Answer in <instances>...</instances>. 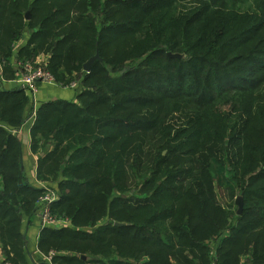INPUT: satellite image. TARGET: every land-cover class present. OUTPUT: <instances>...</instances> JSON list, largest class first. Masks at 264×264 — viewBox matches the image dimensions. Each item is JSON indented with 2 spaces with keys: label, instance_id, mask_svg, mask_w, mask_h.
<instances>
[{
  "label": "trees",
  "instance_id": "trees-1",
  "mask_svg": "<svg viewBox=\"0 0 264 264\" xmlns=\"http://www.w3.org/2000/svg\"><path fill=\"white\" fill-rule=\"evenodd\" d=\"M24 32L18 60L44 54L53 79L82 84L29 130L74 227L41 228V253L68 252L52 264H264V0H0L1 63ZM27 104L0 89V123L17 129ZM43 193L0 127V264H27L22 218Z\"/></svg>",
  "mask_w": 264,
  "mask_h": 264
},
{
  "label": "crops",
  "instance_id": "crops-1",
  "mask_svg": "<svg viewBox=\"0 0 264 264\" xmlns=\"http://www.w3.org/2000/svg\"><path fill=\"white\" fill-rule=\"evenodd\" d=\"M25 43H26V41L20 40V45L17 46L15 50H18V48L25 45ZM20 61L21 60H18L17 53L14 52V55L9 62V67L11 68L12 71H14L12 73L9 72L10 74H12V77L13 76L16 77L18 75L17 66H19ZM45 62H46V60L45 61L43 60V64ZM2 71H1V67H0V76L3 73ZM16 88L17 87H13V85L11 83L7 84L4 80H1V78H0V89L12 90V89H16ZM59 94H60V91L55 90V88L53 90V88L51 86H46V85L41 86L40 85V86H38L36 97L38 96L37 100L38 101L40 100L39 102H52L55 99L56 100L66 99V101H67L68 99H72L74 97V92L72 95H70L71 97H69V98H66V97L59 98V97H57ZM54 95H56V97H53ZM36 109H37V107H36ZM22 124H21V126H22L21 130L19 133L20 136H18V137L16 136L20 142L22 170H23L25 179L27 180V183L32 188L39 189L42 187V183L40 180H38L37 174H36L37 173L38 156L35 153H32L30 150L29 130H30V127L33 125V122H31L28 119V120L23 121ZM38 226H39V221H38L36 214H35V216L33 215V216H29V217L23 216L20 231L23 234V238L25 241L26 261H27V264H41V263L42 264H45V263L50 264L44 260V258L42 257L43 254L40 252V250H38V238H39V233H40V229L38 228ZM63 226L66 227L65 225H63ZM69 227H72V226L69 224ZM48 228L57 229V228H62V226H60V227H48ZM82 257H84V259H85V256H82ZM0 261H1V258H0Z\"/></svg>",
  "mask_w": 264,
  "mask_h": 264
},
{
  "label": "rangeland",
  "instance_id": "rangeland-1",
  "mask_svg": "<svg viewBox=\"0 0 264 264\" xmlns=\"http://www.w3.org/2000/svg\"><path fill=\"white\" fill-rule=\"evenodd\" d=\"M30 13V11H27ZM26 14V12H25ZM24 14V16H25ZM30 19V18H29ZM24 20H28V19H25L24 17ZM26 32L23 33L22 37H21V41H27L28 39V35L27 33L25 34ZM14 52H17V50H14ZM39 60H38V59ZM36 60H28V61H20L19 62V66H17V70H18V75L20 74V72L27 66H29L32 69H36V68H41V69H44L45 71H48L47 68H45V63L43 64V60H47L48 57L44 54H39L37 56ZM10 62V61H9ZM9 62L5 63V62H0V67H1V71L3 72L0 76L1 80H4L7 84L11 83V80L15 79L16 77H12V74H10L8 68H6V64L7 66L9 65ZM84 71V70H83ZM49 72V71H48ZM51 75V74H50ZM76 75V73H73L72 76H73V79H71L69 82H59L55 79H53V81L51 83H37L35 85V104L33 103V96L31 94V92L29 90H27L28 88H22V87H17L19 89H23L25 90L26 94H27V97H28V104L26 105V111H27V116L29 117H25V120H30L31 122H35V119H36V112H37V109L42 105V104H45L46 102H39L37 100V97H36V93H37V90H38V86H51L54 90H59L60 91V94L57 96L59 98H62V97H66V98H69L71 97L70 95L73 94L74 92V97L72 99H68L67 101H70V102H75L76 101V96L78 93H80L82 91V84H81V80L80 79H77L76 77H74ZM53 78V77H52ZM12 84V83H11ZM53 97H56V95H54ZM66 100V99H64ZM60 101V100H58ZM56 99L53 100L52 102H58ZM37 107V109H36ZM35 111V112H34ZM31 116V117H30ZM24 120V121H25ZM180 122V120H179ZM23 125V124H22ZM2 126V128L6 129L8 132L12 133L13 135L15 136H20L19 133H20V130H21V125L17 128V129H12V128H9L7 125L3 124V123H0V127ZM11 130H13L11 132ZM39 151V150H38ZM165 153V152H164ZM36 154V153H35ZM37 155V154H36ZM59 178V177H58ZM56 179L55 181H41V183H43L45 186H48V187H53V189L55 190V192L58 193L59 195V198L61 197V192L63 193L64 191L62 189H59L57 187V180H61V178L59 179ZM27 181V180H26ZM41 189H43L41 187ZM44 190V189H43ZM217 198L219 200V202L222 204V205H227V207H229L231 210H236L237 209V206L235 204V199L237 197L236 194H231L229 193L228 191H221V193H218L217 192ZM35 214L37 215V207H36V210H34V213L33 215L35 216ZM32 215V216H33ZM52 216L54 217L53 219H59L57 224L64 227L63 225H65L67 228H69V224L71 225V221L69 219L68 216H63V217H60V213L58 211H52ZM38 218V216H37ZM38 221H39V226L38 228L41 230V227L40 226V220L38 218ZM74 228V227H72ZM80 230H84V231H90L92 230L91 227H81ZM80 234H82V232H80ZM1 244V243H0ZM216 246V244H213V248ZM9 249V248H8ZM39 250V249H38ZM53 253V254H56L57 252L55 251H50L48 254L50 253ZM61 253H68V252H63V251H59V253L57 254H61ZM43 254V253H42ZM48 254H43L42 257L44 258V256L48 255ZM0 258H1V261L3 259V250L0 249ZM28 260V259H27ZM45 260V258H44ZM46 261V260H45ZM29 262V261H28ZM48 262V261H46ZM10 263V262H9ZM50 264H52V259L50 260L49 262Z\"/></svg>",
  "mask_w": 264,
  "mask_h": 264
},
{
  "label": "built area",
  "instance_id": "built-area-1",
  "mask_svg": "<svg viewBox=\"0 0 264 264\" xmlns=\"http://www.w3.org/2000/svg\"><path fill=\"white\" fill-rule=\"evenodd\" d=\"M53 81L52 76L48 71H45L41 68L32 69L27 66L25 67L20 74L13 80L11 83L13 87H22L28 88L33 96V103L35 104V85L37 83H51ZM31 117V116H30ZM29 118V117H28ZM2 127V126H1ZM13 130H11L12 132ZM42 188L44 189V193L41 198L37 201V215L40 220L41 227H60L57 224L59 219H53L52 216V205L53 203L59 200V195L53 187L45 186L42 183ZM53 253L44 256L45 260L50 262ZM9 264V263H5Z\"/></svg>",
  "mask_w": 264,
  "mask_h": 264
},
{
  "label": "water",
  "instance_id": "water-1",
  "mask_svg": "<svg viewBox=\"0 0 264 264\" xmlns=\"http://www.w3.org/2000/svg\"><path fill=\"white\" fill-rule=\"evenodd\" d=\"M25 19H29L30 18V13L29 12H26L25 14ZM167 55L169 57H172V58H181V55L180 54H176V53H167ZM100 57H99V53H98V50H96V53L91 56L86 62H84L83 64V70L85 72H89L91 67H92V64L96 61V60H99ZM235 204L237 206V209H236V213L238 215H240L242 213V210H243V197L241 194L237 195L236 199H235ZM114 226H117V227H121L123 225H125V223H122V222H114L113 223ZM84 259V257H82ZM42 264V263H41ZM47 264V263H45Z\"/></svg>",
  "mask_w": 264,
  "mask_h": 264
}]
</instances>
